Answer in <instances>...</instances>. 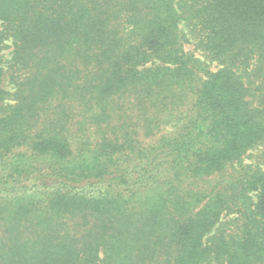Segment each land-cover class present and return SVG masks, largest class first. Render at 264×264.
Returning <instances> with one entry per match:
<instances>
[{"label": "trees", "instance_id": "1", "mask_svg": "<svg viewBox=\"0 0 264 264\" xmlns=\"http://www.w3.org/2000/svg\"><path fill=\"white\" fill-rule=\"evenodd\" d=\"M260 147L264 0H0V264H264Z\"/></svg>", "mask_w": 264, "mask_h": 264}, {"label": "rangeland", "instance_id": "2", "mask_svg": "<svg viewBox=\"0 0 264 264\" xmlns=\"http://www.w3.org/2000/svg\"><path fill=\"white\" fill-rule=\"evenodd\" d=\"M8 46H11V43L10 42H7L6 43ZM185 49L186 51L188 52H191L193 51V46L192 45H189V44H185ZM11 47H8L6 49H4L3 53H4V57H5V60H9L11 58ZM212 70H216L215 68V65L213 64L212 65ZM9 83V78H7L6 80V84ZM8 86V89H11V86L7 85ZM166 132V131H164ZM159 136H157L158 138ZM156 138V139H157ZM262 147L250 152V154H248V156L245 158L244 160V163L247 164V165H252L256 168H262L264 169V164H263V160L261 159V151H262Z\"/></svg>", "mask_w": 264, "mask_h": 264}]
</instances>
